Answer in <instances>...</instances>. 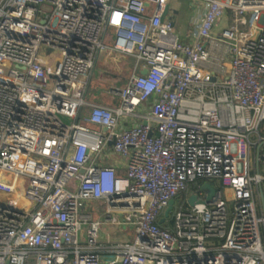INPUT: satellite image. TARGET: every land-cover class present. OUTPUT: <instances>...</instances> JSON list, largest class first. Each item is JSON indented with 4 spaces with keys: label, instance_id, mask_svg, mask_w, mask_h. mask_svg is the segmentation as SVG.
Masks as SVG:
<instances>
[{
    "label": "built area",
    "instance_id": "obj_1",
    "mask_svg": "<svg viewBox=\"0 0 264 264\" xmlns=\"http://www.w3.org/2000/svg\"><path fill=\"white\" fill-rule=\"evenodd\" d=\"M198 1L182 36L171 0H0V264H264V0Z\"/></svg>",
    "mask_w": 264,
    "mask_h": 264
},
{
    "label": "rangeland",
    "instance_id": "obj_2",
    "mask_svg": "<svg viewBox=\"0 0 264 264\" xmlns=\"http://www.w3.org/2000/svg\"><path fill=\"white\" fill-rule=\"evenodd\" d=\"M186 2H190V0H185ZM176 32H179L176 28ZM182 36L183 33H180ZM109 45L112 44V40L108 42ZM104 56L107 53L103 54ZM107 57V56H106ZM122 61H119L118 65H115L112 61H108L106 64L102 59L98 61L96 64V68L93 71L92 80L90 83V87L87 94V100L95 103H103L106 99V96H109V92L111 88H121L128 83L132 75L134 74L133 67L135 64V58L133 56H124ZM106 61V60H105ZM120 67V68H119ZM119 68V69H118ZM111 96V95H110ZM112 99V98H111ZM87 111V108H84V112ZM84 116V113H83ZM61 119L66 124H71L72 120L61 116ZM120 161V156H115L112 158H108L106 163H111L113 161ZM0 198H3L9 202L16 203L18 205L25 206V202L17 197L16 195H7L0 194ZM90 210L94 213V220L100 219L103 221L102 225L99 227V240L102 242L113 241H130L133 239L132 235L129 232L134 231V226L126 223H121L120 225L117 223H113V221H122L123 219H127V216H120L118 214H113L110 221L106 220L105 209L106 204H101L99 202L94 203L90 206ZM112 221V222H111ZM119 227V228H118Z\"/></svg>",
    "mask_w": 264,
    "mask_h": 264
},
{
    "label": "crops",
    "instance_id": "obj_3",
    "mask_svg": "<svg viewBox=\"0 0 264 264\" xmlns=\"http://www.w3.org/2000/svg\"><path fill=\"white\" fill-rule=\"evenodd\" d=\"M169 11L173 16V19L176 20L177 30L179 31V33H183V35L186 34L187 36L188 32L191 31L193 26H195L196 22H198L202 8L196 6L194 1L192 2V0H190L189 3L186 2L185 0H171L169 4ZM103 54L104 53L101 54L100 58L102 59V62L104 60L106 64L108 63V61H112V63L116 62L113 63L115 66L119 64V61L120 62L122 61L121 59H123L122 57L121 59L119 58L120 59L119 61H114L109 57L104 56ZM112 103H115V99L110 95L106 96V99L103 101V104H112Z\"/></svg>",
    "mask_w": 264,
    "mask_h": 264
},
{
    "label": "water",
    "instance_id": "obj_4",
    "mask_svg": "<svg viewBox=\"0 0 264 264\" xmlns=\"http://www.w3.org/2000/svg\"><path fill=\"white\" fill-rule=\"evenodd\" d=\"M194 3L197 4V5L203 6V3L199 2L198 0H194ZM168 12H169V5H167L165 7V10H164V13H163V16H162V21H166V16H167ZM146 72H147V70H142L141 71L142 74H146ZM203 189L209 190L210 194H209L208 200H210L212 198V196L214 195V193H215V189L211 186L210 183L204 184ZM196 198L197 197H196L195 194L192 195L190 197V202L194 203ZM173 204H174V200H171L170 203H169V207H168V209H167V211L165 213L166 216H168L169 212L172 210Z\"/></svg>",
    "mask_w": 264,
    "mask_h": 264
}]
</instances>
